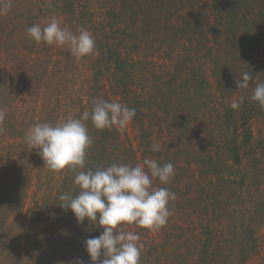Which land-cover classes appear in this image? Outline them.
Returning a JSON list of instances; mask_svg holds the SVG:
<instances>
[{"label":"trees","instance_id":"obj_1","mask_svg":"<svg viewBox=\"0 0 264 264\" xmlns=\"http://www.w3.org/2000/svg\"><path fill=\"white\" fill-rule=\"evenodd\" d=\"M11 5L0 15V110L6 113L0 158L8 159L14 187L4 186L0 173V264H91L84 244L103 228L87 219L78 223L59 206L61 194L79 192L75 173L49 170L25 135L37 123L79 118L94 99L135 108L136 145L122 130H97L86 121L93 143L84 170L135 166L144 158L175 168L170 183L153 180V187L177 196L166 226L122 225L140 235V264H246L254 252L247 245H255L244 234L255 219L264 224V135L251 126L264 121V109L250 99L255 84L264 82V0ZM53 17L73 32L86 28L95 53L77 60L66 46L29 37V27ZM243 72L254 78L248 89L236 84ZM241 96L244 103L232 109ZM61 108L78 113L62 117ZM30 191L33 207L24 210Z\"/></svg>","mask_w":264,"mask_h":264},{"label":"clouds","instance_id":"obj_2","mask_svg":"<svg viewBox=\"0 0 264 264\" xmlns=\"http://www.w3.org/2000/svg\"><path fill=\"white\" fill-rule=\"evenodd\" d=\"M11 7V0H0V15H7ZM27 32L37 44L68 47L77 60L96 51L95 39L86 28L73 32L62 27L55 17L46 26L32 25ZM253 79L252 74L243 72L236 80L237 87L248 89ZM250 99L264 109V82L255 84ZM244 100L241 96L230 107L238 109ZM135 115V108L120 102L94 99L91 111H84L79 118L70 116L56 124L37 123L25 135L26 143L33 150H39L49 170L60 172L68 168L75 173L73 183L79 192L61 194L59 206L65 211L71 210L78 223L87 219L103 228L98 237L85 241L91 264H140V235L123 230L122 225L135 224L158 231L172 215L169 203L177 199L170 189L153 187L154 179L162 185L170 183L175 176L172 163L160 165L156 160L144 158L135 166L113 163L106 168L84 170L87 150L93 143L85 122L90 120L97 130H123ZM5 117L6 113L0 110V125ZM152 150L159 151L160 146L155 144ZM77 264L84 262L78 260Z\"/></svg>","mask_w":264,"mask_h":264},{"label":"rangeland","instance_id":"obj_3","mask_svg":"<svg viewBox=\"0 0 264 264\" xmlns=\"http://www.w3.org/2000/svg\"><path fill=\"white\" fill-rule=\"evenodd\" d=\"M70 94L72 95L71 90H69V92H68V95H70ZM74 96L76 97L75 102H78L79 92H76V94ZM65 103L73 104V106H75L73 102L72 103L71 102L70 103L65 102ZM77 113H78V111L69 112L66 109H64V114H63V111L61 108V114L63 115L62 117H68L69 114H77ZM251 126L254 129L255 135H257V136L260 134L264 135V121H262V122L256 121V122L252 123ZM122 132H124L125 135L128 136V138L133 141L134 145H136V142H135L136 131L132 127L131 122L129 123V125L125 129L122 130ZM262 159L264 160V158H262ZM10 167L11 166L8 162L7 157L3 156L2 158H0V170H3V171H0V173H2V172L5 173L2 175V179H4V181H5L4 186L14 187V184L12 182V180H14V178H13L14 174H13L12 170L10 169ZM246 169H247V167H245L243 170H246ZM46 173H47V174H45L46 176L49 174H51V175L53 174V173H50L49 171H46ZM55 176H56V174H55ZM263 188H264V186H262V188H261L264 191ZM45 191H47V190H45ZM41 193H43V192H41ZM32 199H33V193H32V191H30L28 197H26V200H25L26 206H25L24 210H27L29 207H33V205H31ZM260 199H264V192H263V194L260 195ZM2 214H3V212H0V217L2 216ZM249 218H250V214H246L245 220L249 221ZM255 220H256V222L254 223L255 225H253L247 231V232H249V234H244L245 242L249 241L250 234H251L252 239H254V241H252V242L255 245L254 250H252L253 248L251 245H247L248 246L247 249L249 251H254V252L252 254H249L246 264H264V224L258 225V222L260 219H255ZM0 234H1V232H0ZM252 242H249V243H252ZM237 256H238V254H237ZM238 260H240L239 256H238Z\"/></svg>","mask_w":264,"mask_h":264}]
</instances>
